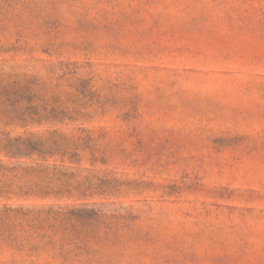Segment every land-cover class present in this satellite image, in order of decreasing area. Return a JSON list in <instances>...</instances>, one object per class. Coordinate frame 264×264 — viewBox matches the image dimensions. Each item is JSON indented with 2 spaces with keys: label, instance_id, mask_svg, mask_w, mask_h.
<instances>
[{
  "label": "rangeland",
  "instance_id": "rangeland-1",
  "mask_svg": "<svg viewBox=\"0 0 264 264\" xmlns=\"http://www.w3.org/2000/svg\"><path fill=\"white\" fill-rule=\"evenodd\" d=\"M13 73L65 113L0 131L83 136L65 165L100 188L10 203L120 218L46 229L52 245L0 264H264V0H0Z\"/></svg>",
  "mask_w": 264,
  "mask_h": 264
},
{
  "label": "trees",
  "instance_id": "trees-1",
  "mask_svg": "<svg viewBox=\"0 0 264 264\" xmlns=\"http://www.w3.org/2000/svg\"><path fill=\"white\" fill-rule=\"evenodd\" d=\"M36 86L35 78L22 73L9 74L0 79V125L5 128H27L34 124L62 120L60 116L64 111L52 109L47 112L34 103ZM10 134V131H0V154L10 160L32 158L34 155L39 159L30 164L9 163L0 159V251L7 248L23 250L27 246L38 250L41 249L40 243L44 242L47 247L52 245V237L46 233V229H54L56 226L65 229L79 221L92 228H114L112 220L120 217L89 208V203H83L80 209L10 203L14 198H18L17 201L30 197L45 199L51 195L82 200L94 194L87 195L88 192L100 188L95 187L89 177L79 180L78 173L71 172L72 168L65 165L66 159L70 163L78 162L75 157L78 156L83 136L67 137L59 134L52 138H37L32 135L12 139ZM58 154H61V164H49L48 158Z\"/></svg>",
  "mask_w": 264,
  "mask_h": 264
}]
</instances>
